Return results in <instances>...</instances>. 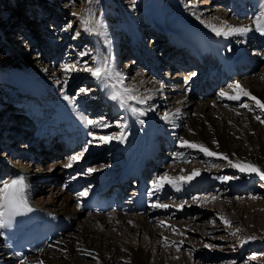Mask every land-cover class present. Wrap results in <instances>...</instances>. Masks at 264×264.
I'll use <instances>...</instances> for the list:
<instances>
[{
    "label": "rangeland",
    "instance_id": "obj_1",
    "mask_svg": "<svg viewBox=\"0 0 264 264\" xmlns=\"http://www.w3.org/2000/svg\"><path fill=\"white\" fill-rule=\"evenodd\" d=\"M222 1L224 2L221 0H92V3H89V0H74L73 3V0H0V181L9 170H6V166L10 170L17 169L16 165L23 161L26 167L29 166V173L36 180L37 193L34 190L32 196L47 201L46 197H49L56 188L65 192L70 190L65 186L70 184L71 175L84 174L80 176L86 179V184L94 185L96 174L118 165L121 156L115 152V146H111L116 140L104 143L93 140V136L89 133L95 136L124 134L126 128H120L118 125L126 124L125 111L114 108V105L106 100L100 82L87 72H74L67 85L62 83L63 65L77 63L79 67H83L87 62L88 66H94L93 58L97 54L110 57L113 66L124 74L125 84L139 89V94H149L146 91L149 89L147 85L152 80L162 85L166 95L164 101L161 103L155 100L153 105L151 104L152 108L154 104L160 105L156 113H164L170 105L171 96L174 95L168 92L170 89L184 88L197 104L208 100L210 105L216 106L217 109L250 113L252 121L264 130V123L256 119L260 116L261 120H264V111L255 107V102L249 97L235 101L220 96L222 91L235 94L232 86L239 80L245 88L248 87L249 79L263 80L261 75L264 73V37L257 32L259 35L255 37L261 38L257 44L256 42L251 44L254 39L249 36L244 39L234 35L224 42L221 48L223 53L231 52L232 57L235 58L240 54L245 56L244 64L246 62L250 67L245 71L239 69L241 72H235L229 77L223 74V63L217 54L210 51L203 53L204 64H202L199 62L201 58L198 57V61V58L189 53L190 50L195 54L191 48L180 47L179 40L176 39L180 36L177 31L180 25L183 31H186L187 26L190 28L185 32L188 40H193V43L205 48L204 34L201 32L205 33V36L215 34L207 27L208 23L219 25L227 22L230 25L247 26L245 23L249 22L252 25L255 17L262 10L259 4L255 6V0H242L243 3L240 2L241 0ZM261 3L263 5L264 0ZM90 7L95 15L102 19L105 35L88 34L80 27L79 16ZM73 13L77 15L74 16ZM190 17H195L197 25ZM219 17H223V21H219ZM70 23L72 28L68 29ZM76 31L80 32L78 37L74 35ZM105 38L111 42L110 45L105 42ZM173 47L182 50L177 55L184 54L191 64H180L173 59L177 56L170 52L174 50ZM81 52H88L89 55L81 57ZM233 71L234 69L228 71L227 75ZM36 73L38 75L35 80L41 84L42 90L26 87L21 81L22 74L33 77ZM207 73H209L207 79H203ZM217 78L220 81L216 80ZM82 88L90 91L86 95L81 94L79 90ZM65 95L71 99L65 100ZM212 100L214 103L211 102ZM59 102L70 111L78 108L79 114L83 113L89 118H103L110 126H89L85 137L87 139L79 146L61 151L53 159L48 155L44 159L37 160L36 151L39 145L35 146L36 136L41 134L45 123L49 120L55 121L54 107H57ZM244 103L249 104L252 110L241 107ZM138 107L146 108L144 105ZM150 112L154 114L153 110L147 113ZM191 114L181 127H178L181 130L186 128L190 141H194L187 122ZM192 115L197 117L196 114ZM172 128L175 127L172 125ZM244 130L250 141L244 138L246 134L235 135L231 148H237L239 142L242 149L240 157L247 162L250 160L246 156L257 152L258 147L255 142V131H250L246 127ZM55 133L54 130L51 139H60L57 141L58 148L65 142L61 137L53 138ZM158 137L165 144L160 146L161 157L158 158L157 163L153 161L152 170L148 172L146 168L144 169L148 180L153 183L165 172L172 176L190 175L195 169L200 170V176L205 180L193 184L195 181L193 178L190 183L183 185L181 193L166 186L164 188L166 193L161 194V192H153V186L151 187L153 200L170 205H180L187 201L183 209L179 207L159 209L153 207L152 202L148 204V213H146L148 216H142L145 214L136 209L117 210L118 213L129 217H146L138 224L144 222L146 227L157 231V235L153 238L148 239L144 232L136 230L139 229L138 226L131 231L112 229V235L116 236H110L114 237L121 246H137V249H143L151 257L158 259L171 250L173 253H168L171 264H264V180L238 172L228 166L227 161L206 157L195 150L181 149L178 146L181 137L179 132L175 134L161 131ZM90 140H93V143L87 145L88 151L79 162H75L71 168L62 166L68 163L72 156L77 155ZM39 142L43 153L46 149L43 147L41 137ZM213 144L220 151V146L217 147V143L214 142ZM177 153H182V158H175ZM23 155L30 161H26ZM89 168H95L97 171L90 173L87 171ZM223 175L239 178L228 182L217 179ZM192 184L195 188L190 189ZM194 197L199 199H193ZM212 197L216 199L213 200ZM221 217L230 221L231 226L225 225ZM128 221L131 225L130 220ZM161 221L165 222L163 226ZM168 225H171V228ZM76 226L74 224L71 231ZM237 228L240 229L239 233H236ZM248 237L256 238L244 243ZM50 249L56 248L53 245L44 251ZM123 254L126 255L125 252ZM103 258L107 256L103 255ZM82 261L85 264H104L101 258L88 254L82 257ZM129 261L131 260L128 255L127 259L120 258L118 264H131Z\"/></svg>",
    "mask_w": 264,
    "mask_h": 264
},
{
    "label": "bare ground",
    "instance_id": "obj_2",
    "mask_svg": "<svg viewBox=\"0 0 264 264\" xmlns=\"http://www.w3.org/2000/svg\"><path fill=\"white\" fill-rule=\"evenodd\" d=\"M260 1L262 2L263 0H255L256 2L255 6H257L258 4L259 6H262L261 5L262 3ZM221 2L224 1L221 0ZM240 2L243 3L242 0ZM190 18L197 25V23L195 22L196 20L195 17H190ZM218 20L223 21V17H219ZM199 24L203 25V23H199ZM245 24L247 26L250 25L249 22ZM231 25L241 26L242 24L241 25L231 24ZM181 27L182 25H180L179 29L177 30L180 33V36L177 37L176 39L179 40L180 47L185 46L191 48L195 52V54L190 50L189 53L192 54L194 57L201 58L203 53L209 51L214 54H217L218 55L217 57H219L223 63V67H224L223 70L225 71V72L223 71V74L225 73V76L227 77L234 75L235 72H241L239 69H241L242 71L249 70L250 68L249 65L246 62L244 64V59H246L245 56L243 55L241 56L240 54L237 57L238 55L237 54L236 55L237 58H235V56L232 57L231 52L223 53L222 52L223 50L221 51L224 42L229 40L231 36H216L215 34L211 36L209 35L205 36V33H202L200 30L201 34H204L203 43L206 44V47L202 48L199 47L200 45H198V43H196L197 44L196 45L195 43H193L194 42L193 40H188V37L185 36V32L187 31V29L190 28L186 26L185 27L186 31H183L181 30ZM257 35L259 34L256 31H251L245 35H234V36H238L244 39L247 38V36H249L252 39H254L252 40L251 44H254L255 42L257 44V41L259 39L261 40V38L257 39L255 37ZM207 43L209 44L207 45ZM177 48H179V46H177ZM177 48L173 47L174 50L170 52H173L175 55H177L179 51H182ZM189 53H187V55H189ZM173 59L179 61L180 64H184V65L191 64V62L186 58L184 54L183 56L177 55ZM200 62L202 63L203 60H200ZM232 69H234V71L230 72L227 75V72ZM151 72H153V70H151ZM208 74L209 73H207L203 79H207ZM37 75L38 73H36L33 77H29L26 74H22L21 81L24 82L26 87H29L31 89L33 88L34 90H40V89L42 90L43 88L41 87V84L37 83L35 80V77ZM261 76L263 78V80L261 81L259 79L257 80L249 79L247 81L248 84L247 88H245V85H243V83H240V80H239V84L242 86L243 89L249 91L253 96L257 97V99L264 102V73H262ZM216 80L219 79L217 78ZM147 86L149 87V89L146 90L149 92L148 95H152L154 97L152 100L149 101V103L153 105L155 100L161 101L162 103L166 95H164L165 93L164 89L162 91L160 90L161 85H159V83L156 82L155 80H152L150 84ZM101 89L104 92L106 100L112 103L114 105V108L119 109L118 105L108 98L107 91L103 85H101ZM168 92H172L174 95L171 96L170 99L171 103L167 107L165 112L171 114V113H175L176 110L179 109V115L173 117L171 123L161 118L163 113L160 114L155 112L157 110V107L160 106V105L158 106V104H154L153 106L154 114L150 112L147 113V116L145 115L141 117V119H143L144 121L143 124L139 123L138 118L132 116L130 113L125 112V116H127L125 117L127 127H126V132L124 133V139L123 141L116 140L114 144L111 143V146L114 145L116 148V149L114 148L115 152L121 156L120 162L118 163V165L111 168L110 170L107 171L104 170V172L98 173L99 185L96 187V188L106 189L105 193L110 198V201L114 203V205H116V202L120 198L119 196L120 188H118V190L114 192V188L111 184V180L122 178L124 172H127L129 167L130 168L132 167L134 173L136 174V176H138L141 173L139 171L140 164L144 165L148 157H151L153 153L155 154L158 153V141H159L158 136L161 134V131L174 132L175 134H178L179 132L181 133L182 138L190 141L188 135L186 134L187 133L186 128L185 129L183 128L184 130H181L178 127V126L181 127V124L186 120V118L190 113L197 115V117H194L191 114V116L187 119L188 125L191 129V134H192L191 137L194 139V141L205 144L213 151L227 154L229 158L234 161L237 159L241 161L243 160L240 157V154L242 153V149L239 146V142L237 148H231V145H233V137H235V135L241 136L242 134L244 136L246 134V130H244V127L249 128L250 131H255L254 134L256 138L255 142L257 143L256 145L258 147V150L257 152H255L250 156H246V155L245 156L248 160H250L247 162H252L260 166L261 169L264 170V130L260 129L259 124H256L255 122L252 121L250 117V113H236L235 111L233 112L230 110L217 109L216 106L215 107L211 106L210 105L211 103H209L208 100H204L200 104H197L192 98L189 97L188 92H186L184 88L182 89L172 88ZM211 102H213V100ZM61 104L62 103L58 104L57 107H54L55 108L54 119L56 122L53 120L52 121L49 120L45 124L44 128L46 127L51 128L50 126H53L55 123L59 122L61 123L63 129H65L68 133H70V136L68 135V138H71V140H75V141H77L78 139L82 140V137L84 138L86 136V132L89 129V125H85L83 121L80 120L79 118L80 114L77 111L78 108L71 109L70 111L68 110V108L66 109ZM144 106L148 107V105H144ZM218 115L219 118H217ZM236 121H240V122H236ZM172 125L175 128H172ZM240 126H244V127L240 128ZM74 129H76V131H74L75 134H72L71 132ZM244 138L250 141V137L248 136V134H246ZM213 139L215 141H213ZM212 141L219 144L220 151L218 148L214 147ZM54 148L55 147L53 146L50 149L44 151L42 153L44 158H46ZM59 153L60 151L51 153L49 155V158L53 159ZM22 157L26 158V161H30V159L25 155H23ZM54 165L55 164L53 163L52 166ZM5 168L6 170L7 169L9 170H7L5 176L1 179L2 181L10 179L11 174L13 173L14 170H21V175H24L26 177L27 182L29 184V199L31 204L52 211L62 216L69 222H71L72 220H74V222L69 230L65 231L64 234H62V236H57L55 239L51 240L48 243L47 247H45L43 250H38L37 252L27 256L25 259L19 262L14 260L15 255L13 256L9 248L6 246L3 237V230L0 229V264H24V262H27V264H39L40 261H43V264H85V262L82 261V257H84V255H87V253H92L91 256L93 257L101 258L104 264L107 263L118 264L120 258L127 259L128 255L130 256L131 261L129 262H131V264H171L169 262V256H168V253H173V251L171 250H168L166 254H164L160 259H158V257H151L143 249H137V246L135 247H129L127 245L121 246L117 243L118 241L114 237H111V236H116V235H112L113 234L111 232L112 229L131 231V230H135L136 226H138L139 229L136 228V230H140L144 232L148 236V239L150 237L153 238L154 236L157 235L158 233L157 231L146 227V224L144 222L138 224L141 221H143L146 217H142V218L137 216L129 217V215L118 213L115 210L107 212L106 213L107 216H105L106 214H102V213L96 214V213L82 212L78 208V205L85 196L81 197L78 194L86 191L85 188L75 193L72 192L71 190L65 192L60 188L59 189L56 188L55 191L51 190L52 192L50 193L49 197L48 196L46 197L47 201L41 199L38 196H37L38 198L35 196L33 197L32 193L37 187V184H35L36 180L33 179L34 176H31L29 173L30 171L29 166L26 167V165L22 161L16 165L17 169L10 170V168L7 166ZM78 175L79 176H73V177L75 178L78 177L81 180L82 176L80 175H84V174H78ZM251 177H258V176L253 174ZM37 178H40V176H38ZM194 180L195 181L193 182V184H196V182H204L205 179L204 177L199 175L196 176ZM193 184L190 187V189L195 188ZM75 186H77V182H74V185H72V187ZM72 187L70 186L69 188ZM65 188L67 187L65 186ZM93 188L94 187H91V189ZM182 190L178 192L181 193ZM35 192L37 193V189L35 190ZM148 196H149L148 203L157 202V200H153L152 198H150V194H148ZM132 206L133 204H129L124 206V208L133 210L134 208ZM109 214L111 216H109ZM146 215L148 216V214L142 216H146ZM128 220H130L131 225L128 223L129 222ZM74 224H76L77 226L74 227L73 231H71ZM103 229L105 231L102 232ZM53 245L55 246L56 249H52V250L50 249L48 251H44L49 246H53ZM61 249H63L64 251H61ZM123 252H125L126 255H124ZM103 255H106L107 258H103Z\"/></svg>",
    "mask_w": 264,
    "mask_h": 264
},
{
    "label": "snow or ice",
    "instance_id": "obj_3",
    "mask_svg": "<svg viewBox=\"0 0 264 264\" xmlns=\"http://www.w3.org/2000/svg\"><path fill=\"white\" fill-rule=\"evenodd\" d=\"M74 3V0H73ZM89 3H92V0H89ZM262 10L260 14L255 17L253 24L249 26H233L228 24L227 22H222L221 24H213L208 23L207 27L211 29L212 32L215 33L216 36H233V35H245L248 32L256 31L260 35L264 36V5L261 6ZM73 15H77L73 13ZM79 23L82 30L88 34H100L105 35L104 33V24L102 19L98 18L93 10L88 8L83 14L79 16ZM68 29L72 28V24L70 23L67 26ZM67 30V29H66ZM76 37L80 35L79 31L74 33ZM105 42L110 45V41L105 38ZM88 52H81L80 56H87ZM94 66H88L87 62L83 65V67H79L77 63H68L62 66V73L64 74V79L62 83L67 85L69 79L71 78L72 73L78 71L87 72L91 77L95 80L99 81L101 85L107 91L108 98L115 102L119 108L125 110V112L130 113L132 116L138 118L139 123L143 124L144 121L141 117L145 116L148 111L154 110L149 104V101L154 97L152 95H142L139 94V89L128 86L125 84V76L122 72L118 71L114 66L110 57H103L100 54H97L93 58ZM195 75V73H193ZM235 94H229L228 92H221L220 96L225 97L229 100H241L242 97H249L252 101L255 102V107L259 108L261 111H264V102L257 99V97L253 96L249 91L242 88V86L237 82L234 86ZM161 91L163 90V86L161 85ZM81 94H87L90 90L86 88H82L79 90ZM65 100H70L71 98L67 95L64 96ZM138 105H148L146 108L138 107ZM241 107L248 108L250 111L252 108L249 104L244 103ZM179 115V109L176 110L175 113L165 112L162 114V119L168 122H172V118ZM79 118L85 125L93 126V127H109L107 123H105L103 118L93 119L89 118L87 115L81 113ZM257 120H260L261 123H264V120H261L260 116L256 117ZM120 128H126L127 124L121 123L118 125ZM90 136H93V140H100L104 143H111L113 140H121L124 139V134L120 133L119 135H107V136H95L93 133H89ZM93 140H90L86 143V146L77 154L70 158L68 163L63 164L62 166L65 168L73 167L75 162H79L88 151L87 145L93 143ZM216 143V142H214ZM181 149H189L195 150L202 153L204 156L209 158H216L220 160L227 161L228 166L236 169L240 173H244L246 175H256L264 180V170L261 169L260 166L252 163L245 162L241 160H232L229 158L227 154L220 153L217 151H213L208 146L203 143H198L194 141H189L184 138H179V145ZM217 143V147H218ZM175 158H182V153H177ZM174 158V159H175ZM218 167V165H214ZM88 172H95L97 169L89 168ZM200 170L195 169L191 172L190 175H178L172 176L169 173L165 172L163 175L157 177L153 181V192H162L166 186L174 188L176 191H181L183 185L190 183L193 178L199 176ZM238 176H229L223 175L217 177L222 182H228L233 179H238ZM87 191L81 192L78 195L83 197L87 196ZM255 198V197H254ZM193 199H199V197H194ZM213 200L216 197H212ZM187 204L185 201L180 205H170L167 203H161L157 201L152 206L158 207L162 209H168L170 207H179L183 209V207ZM33 211V208L29 199V184L24 175H18L15 178L7 179L0 181V229L8 228L13 225L16 218L19 216H24ZM224 224L227 226H231V222L227 219L221 217ZM163 226L165 224L164 221L160 222ZM214 223V222H213ZM171 228V225H168ZM174 230V229H173ZM240 229H236V233H239ZM236 233H233L235 235ZM256 237H248L247 240L255 239ZM165 240L167 238L165 237ZM183 241H181V244ZM205 247H210V245H205ZM177 250H179V246H177ZM61 251H64L61 249ZM86 251V250H85ZM88 255H92V253H87ZM27 264V262H24ZM39 264H43V261H40Z\"/></svg>",
    "mask_w": 264,
    "mask_h": 264
}]
</instances>
